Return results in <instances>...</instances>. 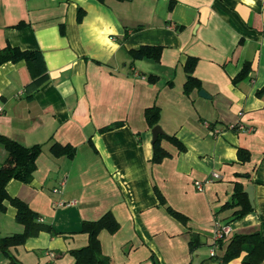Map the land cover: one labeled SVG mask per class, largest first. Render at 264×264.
<instances>
[{
  "label": "crops",
  "instance_id": "1",
  "mask_svg": "<svg viewBox=\"0 0 264 264\" xmlns=\"http://www.w3.org/2000/svg\"><path fill=\"white\" fill-rule=\"evenodd\" d=\"M9 44L42 50L51 78L31 100L26 61L0 65V134L44 146L32 182L12 179L7 189L62 232L11 247L23 264H75L70 251L89 243L82 222L108 211L121 227L99 234L109 264H221L233 234L264 235V0H0V49ZM141 45L164 46L161 60H132L127 50ZM189 56L199 58L195 76L209 97L184 91ZM246 63L250 73L234 83ZM154 105L163 135L186 147L163 138L171 157L159 164L146 119ZM55 142L76 146L75 156H54ZM239 147L249 161L238 160ZM7 156L0 143V167ZM213 172L220 178L210 180ZM238 182L244 191L253 185L255 206L232 220L239 207H222ZM156 186L187 223L160 204ZM5 203L1 235L22 232ZM216 219L231 228L222 247L214 245ZM193 235L200 246L191 250Z\"/></svg>",
  "mask_w": 264,
  "mask_h": 264
},
{
  "label": "trees",
  "instance_id": "2",
  "mask_svg": "<svg viewBox=\"0 0 264 264\" xmlns=\"http://www.w3.org/2000/svg\"><path fill=\"white\" fill-rule=\"evenodd\" d=\"M105 2L106 0H98ZM121 1V0H120ZM83 9L79 10L78 19L81 20L83 16ZM140 27H136L138 29ZM179 28H182L180 26ZM129 35L128 30L125 37ZM164 46L162 45H141L138 48L127 50L128 55L132 60L137 59H153L160 61L161 54ZM43 51L39 49L23 50L20 47L7 45L3 49H0V65L6 62H18L21 60L26 61L31 71L32 80L29 81L25 87L28 92L27 97L33 99L38 90L50 80L47 63L43 55ZM199 58L195 56H189L188 61L185 63V72H187V80L185 82V93L189 94L194 89H202L203 85L200 79L195 76V67ZM250 73V64L246 63L243 71L239 73L233 82L237 83ZM157 75H150L149 80L154 81ZM147 122L151 127H154L159 123L162 117L161 108L157 105L148 107L146 109ZM120 123H115L107 127L102 128L103 131H107L119 126ZM239 124L234 125V129L239 128ZM167 138L169 141L176 144L180 151H186L184 142L180 141L175 135H160L158 141L154 146L152 163H160L164 159L171 157V153L167 151L162 145V139ZM0 143L6 148L8 156L4 164L0 167V212L7 211V203L10 202L17 209V221L24 226V231L5 236H0V250L4 252L9 258L12 259V264H23L21 260L16 258L11 253V247L24 245L28 238L37 237L41 232L48 231L53 235L62 234L61 231L56 229L51 223L42 221V216L39 212H35L30 206V203L26 202L20 197L11 196L7 189V184L10 180L16 179L26 184L32 182L37 170V159L44 150L42 144H35L27 146L20 141L10 138L7 135L0 134ZM50 149L54 156H64L73 158L77 152V147L69 143L60 144L55 142ZM239 157L238 160L242 162L249 161L252 153L245 148H238ZM158 198H160V204L165 207L166 211L170 213L175 219L187 223L188 217L181 211L176 210L167 202V198L159 190L158 186L155 187ZM228 207H239L232 214V220L244 217L248 212L253 211L251 203L249 201V194L244 191L242 183L235 184V191L233 198H231L222 209ZM79 232L86 233L88 235V245L80 247L79 249H72L70 253L75 256V264H109L110 257L102 253L99 234L103 230H107L110 233L117 232L121 227L114 213L108 211L106 214L97 220H84ZM228 237L220 240L218 243L220 246H224V240ZM217 243V244H218ZM214 243V245H217ZM200 246L197 235H193L190 241L191 250H194ZM225 254L220 259L221 264H229L232 260L245 254L242 258L241 264H263L264 262V235L261 232L250 233H235L229 238L226 244ZM216 255H211L215 257Z\"/></svg>",
  "mask_w": 264,
  "mask_h": 264
},
{
  "label": "built area",
  "instance_id": "3",
  "mask_svg": "<svg viewBox=\"0 0 264 264\" xmlns=\"http://www.w3.org/2000/svg\"><path fill=\"white\" fill-rule=\"evenodd\" d=\"M233 127H234V125H233ZM239 127L240 128H246L244 125L243 126L240 125ZM211 176L212 177L210 178V180H212V179L215 180V178H220V174L217 173V172H213ZM196 184H197V188L199 190H203V188H204V183L203 182L197 181ZM75 202L76 201H73L70 204H74ZM62 204L63 205L67 204V202L64 201V202H62ZM214 223H215V225L213 227L212 233H213V237L215 238L214 243L217 244L220 240H222V239L226 238L227 236H229V234L231 233V228H230L229 224H225L219 219H216L214 221ZM211 255H217V252L213 250Z\"/></svg>",
  "mask_w": 264,
  "mask_h": 264
},
{
  "label": "water",
  "instance_id": "4",
  "mask_svg": "<svg viewBox=\"0 0 264 264\" xmlns=\"http://www.w3.org/2000/svg\"><path fill=\"white\" fill-rule=\"evenodd\" d=\"M199 94L203 97H209L208 93L204 89H201L199 91ZM152 129H153V132H152L153 142L154 144H156V141L158 140L159 136L165 134V130L164 128H162L160 124L155 125ZM245 192L249 194V201L251 203V206L254 207L255 206V203H254L255 194H254L253 185H248L247 188L245 189Z\"/></svg>",
  "mask_w": 264,
  "mask_h": 264
},
{
  "label": "rangeland",
  "instance_id": "5",
  "mask_svg": "<svg viewBox=\"0 0 264 264\" xmlns=\"http://www.w3.org/2000/svg\"><path fill=\"white\" fill-rule=\"evenodd\" d=\"M19 222L16 220H14V222H12V224L15 226V228H16V226L18 227V225L21 227V223H19ZM23 231H24V226H23ZM23 231H22V233H23ZM15 233H19V232H15ZM12 234H14V233H12ZM0 236H5V235H1V232H0ZM0 254L1 255H4V256H7L4 252H2L1 250H0ZM17 258V257H16ZM19 259V258H18ZM11 260V259H10ZM20 260V259H19ZM0 261H1V259H0ZM213 262H217V259H213ZM10 264H12L11 262H10Z\"/></svg>",
  "mask_w": 264,
  "mask_h": 264
}]
</instances>
